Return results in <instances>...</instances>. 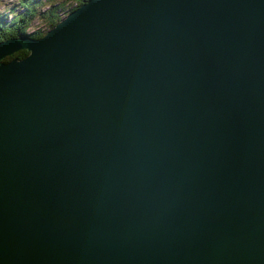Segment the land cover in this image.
<instances>
[{
  "label": "water",
  "instance_id": "1",
  "mask_svg": "<svg viewBox=\"0 0 264 264\" xmlns=\"http://www.w3.org/2000/svg\"><path fill=\"white\" fill-rule=\"evenodd\" d=\"M0 264H264V0L0 41Z\"/></svg>",
  "mask_w": 264,
  "mask_h": 264
},
{
  "label": "trees",
  "instance_id": "2",
  "mask_svg": "<svg viewBox=\"0 0 264 264\" xmlns=\"http://www.w3.org/2000/svg\"><path fill=\"white\" fill-rule=\"evenodd\" d=\"M85 1L87 0H17L18 3L9 4V9L0 12V41L19 36L39 38L65 14ZM67 2L70 3L69 6ZM41 5L46 7L39 10ZM32 21H35L38 28L33 27V30L26 32L27 27L32 26ZM27 54L28 51L19 50L4 60L23 58Z\"/></svg>",
  "mask_w": 264,
  "mask_h": 264
},
{
  "label": "rangeland",
  "instance_id": "3",
  "mask_svg": "<svg viewBox=\"0 0 264 264\" xmlns=\"http://www.w3.org/2000/svg\"><path fill=\"white\" fill-rule=\"evenodd\" d=\"M15 3H18L17 2V0H0V12L2 11V10H4V11H6V9H9L10 8V6H8L9 4H15ZM67 6H69L70 5V3L69 2H67ZM66 6V7H67ZM46 7V5H41V7L39 8V10L40 9H43V8H45ZM32 24V26H30V27H27V29H26V32H28V31H30V30H33L34 28L33 27H35V28H38L37 26H36V24H35V21H32V23H30V25Z\"/></svg>",
  "mask_w": 264,
  "mask_h": 264
}]
</instances>
